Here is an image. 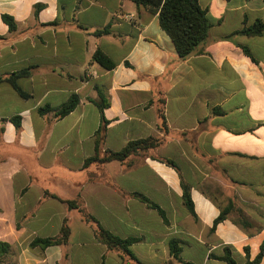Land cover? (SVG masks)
Masks as SVG:
<instances>
[{
  "label": "crops",
  "instance_id": "0c3cea01",
  "mask_svg": "<svg viewBox=\"0 0 264 264\" xmlns=\"http://www.w3.org/2000/svg\"><path fill=\"white\" fill-rule=\"evenodd\" d=\"M199 5L207 40L180 60L157 14L130 0H0V79L29 72L16 80L26 98L0 81V242L11 248L3 264H227L216 259L226 249L236 264L255 259L264 241V29L242 31L264 24V0ZM71 96L78 105L63 118L38 112ZM97 133L101 155L141 139L159 144L85 165ZM64 201L138 239L129 247L137 262L101 244ZM64 220L65 244L29 247L58 236Z\"/></svg>",
  "mask_w": 264,
  "mask_h": 264
},
{
  "label": "trees",
  "instance_id": "16d2710c",
  "mask_svg": "<svg viewBox=\"0 0 264 264\" xmlns=\"http://www.w3.org/2000/svg\"><path fill=\"white\" fill-rule=\"evenodd\" d=\"M136 6H142L146 8L149 12L157 14L158 22L160 28L166 33L170 38L176 54L180 60L185 59L189 55L198 51V49L203 46L207 40L208 32L211 24L205 16V11L200 7L199 0H130ZM2 21L8 26L10 31H13L15 26L12 19L8 16H2ZM264 29V24H256L252 28L244 29L242 32L247 35H256ZM108 33V27L97 31L95 34L100 36ZM93 60L104 68H111L112 63L99 51H96L93 55ZM29 75L28 70H24L18 73L11 74L6 79L0 81H6L12 88L17 92L20 97L26 98L27 95L23 93L17 86L16 80L20 77H26ZM98 97L103 100L101 93L98 92ZM78 105V98L76 96H71L65 103L56 109H51L48 106L42 107L38 110L40 114H45L48 112H53L54 116L57 118H63L69 113H71ZM100 111L104 108L101 102L98 104ZM162 119L163 117L160 115ZM102 136L100 133L96 134L95 144H94V154L92 157L85 160V165L89 163H107L111 161L123 162L129 156L139 151L151 150L158 146L159 140L155 138H147L136 141L128 142L121 150L117 152L108 151L104 155L100 154L102 146ZM168 164H172L168 162ZM54 197V196H52ZM141 202L145 203L149 208L157 210L161 217H164V212L154 203L149 201L147 198L141 195H135ZM182 199L185 207L190 214L194 215L193 205L188 193V189L183 187ZM70 209H75L80 214L82 220L89 223L93 227V232L96 239L107 249L114 251L121 256L128 257L135 262L136 258L131 253L129 247L138 242L135 238L121 239L112 233L105 230L98 221L93 218L86 210L80 208L76 201H64ZM226 212L223 211L214 220L213 228L216 224L221 222L225 218ZM69 235V230L66 221H63L60 233L56 237L45 238V239H34L30 242L29 247L33 248L39 246L44 249L49 246L63 245L66 243ZM169 254L174 260L180 261L179 254L180 248L175 240H172L168 244ZM11 248L5 242H0V264H3L5 258L10 256ZM264 256V241L260 245V250L255 259L248 264H258L261 258ZM226 262L227 264H236L235 261L230 256L229 251L226 249L222 257L216 258Z\"/></svg>",
  "mask_w": 264,
  "mask_h": 264
}]
</instances>
